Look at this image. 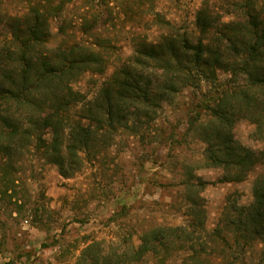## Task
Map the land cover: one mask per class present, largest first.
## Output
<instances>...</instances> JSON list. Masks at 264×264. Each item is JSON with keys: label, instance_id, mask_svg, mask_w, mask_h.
I'll use <instances>...</instances> for the list:
<instances>
[{"label": "trees", "instance_id": "1", "mask_svg": "<svg viewBox=\"0 0 264 264\" xmlns=\"http://www.w3.org/2000/svg\"><path fill=\"white\" fill-rule=\"evenodd\" d=\"M69 1L38 0L22 17H11V33L0 50L3 193L15 191L13 175L19 170L14 157L31 143L68 178L81 168L80 153L95 147L101 136L128 126L130 117L140 119L141 113L153 119L163 102L185 89L200 95L187 122L206 144L203 167L222 170L220 182H242L261 157L235 139L236 124L250 121L255 138L264 144V5L230 0V20L219 26L202 9L197 18L199 35L193 40L180 33L157 42L139 36L135 54L115 68L82 117L94 127L71 119L72 105L79 102L73 85L86 73L105 72L106 40L97 37L98 43L91 45L47 48L50 21L61 16ZM93 27L97 24L87 25L85 31ZM205 185L187 184L192 231L184 226L154 227L143 233L137 247L123 250L94 241L83 249L79 264H138L148 256L156 260L154 264H170L172 255L182 250V241L193 242L192 264H217L219 258L229 260L238 250L256 244L262 246L264 262V177L254 183L253 203L228 204L212 233L206 231L203 205L197 199ZM9 196L20 205L15 192Z\"/></svg>", "mask_w": 264, "mask_h": 264}, {"label": "rangeland", "instance_id": "2", "mask_svg": "<svg viewBox=\"0 0 264 264\" xmlns=\"http://www.w3.org/2000/svg\"><path fill=\"white\" fill-rule=\"evenodd\" d=\"M37 1L0 0V50L11 33V17H22ZM229 1L71 0L64 4L61 16L50 21L48 50L78 42L91 45L98 43L97 37L107 42L102 49L108 65L105 72L86 73L73 85L79 102L72 105L71 119L94 126L82 117L115 68L135 54L139 36L152 42L170 33L196 39L199 12L206 11L219 26L230 20ZM257 1L259 8L264 5V0ZM96 24L91 32L85 31L87 25ZM199 100V92L185 89L163 102L153 119L144 113L140 119L130 117L128 126L101 136L95 147L80 153L81 168L68 178L58 165L43 158L34 143L23 148V154L14 157L19 170L13 175L15 191L5 195L0 184V264H79L83 249L94 241L123 250L137 247L143 233L154 227L184 226L192 231L188 183L206 184L197 199L208 233L224 218L228 204L251 205L254 183L264 177V144L254 136L255 125L241 120L233 134L261 160L255 158L242 182H220L223 171L203 167L206 144L188 126L187 115H192ZM46 137L51 141L49 130ZM14 192L18 206L9 196ZM192 243L182 241V250L169 263L192 264ZM261 247L238 250L237 256L219 258L217 264H264ZM155 262L148 256L138 264Z\"/></svg>", "mask_w": 264, "mask_h": 264}, {"label": "built area", "instance_id": "3", "mask_svg": "<svg viewBox=\"0 0 264 264\" xmlns=\"http://www.w3.org/2000/svg\"><path fill=\"white\" fill-rule=\"evenodd\" d=\"M28 222H29V221H27V220L25 221L26 224H27Z\"/></svg>", "mask_w": 264, "mask_h": 264}]
</instances>
